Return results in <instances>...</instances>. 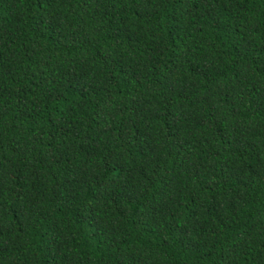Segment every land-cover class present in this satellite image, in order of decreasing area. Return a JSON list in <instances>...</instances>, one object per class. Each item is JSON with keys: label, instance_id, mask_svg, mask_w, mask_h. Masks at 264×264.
I'll use <instances>...</instances> for the list:
<instances>
[{"label": "trees", "instance_id": "obj_1", "mask_svg": "<svg viewBox=\"0 0 264 264\" xmlns=\"http://www.w3.org/2000/svg\"><path fill=\"white\" fill-rule=\"evenodd\" d=\"M0 264H264V0H0Z\"/></svg>", "mask_w": 264, "mask_h": 264}]
</instances>
